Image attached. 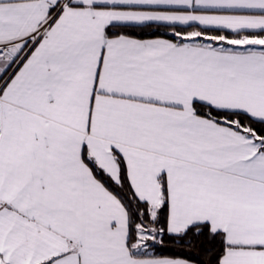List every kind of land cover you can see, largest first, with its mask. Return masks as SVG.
Segmentation results:
<instances>
[{
  "label": "snow or ice",
  "instance_id": "6c2138e0",
  "mask_svg": "<svg viewBox=\"0 0 264 264\" xmlns=\"http://www.w3.org/2000/svg\"><path fill=\"white\" fill-rule=\"evenodd\" d=\"M0 264H264V0H0Z\"/></svg>",
  "mask_w": 264,
  "mask_h": 264
}]
</instances>
